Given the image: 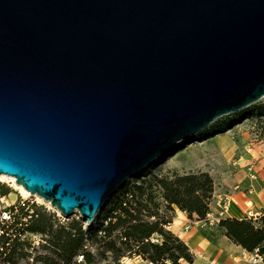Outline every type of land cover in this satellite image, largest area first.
I'll use <instances>...</instances> for the list:
<instances>
[{"label": "water", "instance_id": "obj_1", "mask_svg": "<svg viewBox=\"0 0 264 264\" xmlns=\"http://www.w3.org/2000/svg\"><path fill=\"white\" fill-rule=\"evenodd\" d=\"M263 96L264 0H0V174L65 216Z\"/></svg>", "mask_w": 264, "mask_h": 264}, {"label": "trees", "instance_id": "obj_2", "mask_svg": "<svg viewBox=\"0 0 264 264\" xmlns=\"http://www.w3.org/2000/svg\"><path fill=\"white\" fill-rule=\"evenodd\" d=\"M9 191L8 186L0 183V195ZM212 191L213 180L207 172L156 176L129 188L125 184L109 199L113 202L103 217L86 228L76 221L61 226L51 238L55 256L39 254L35 261L75 264L77 256L81 255L80 264H120L122 256L128 254L152 264H167V261L168 264H181V259L192 263L193 253L180 237L166 228L172 219L163 214L161 208H177L189 218L195 215L202 219L209 212ZM14 207L22 209L20 205L14 204ZM14 207L8 208L10 213ZM18 220L22 222L23 218ZM32 223L27 228L31 231L51 229L41 213ZM218 225L223 235L246 251L258 248L264 260V210L256 217L220 218ZM11 228V225L0 226V256H4L0 264H17L16 256L21 259L28 253L22 250L25 242L15 236L12 238ZM154 236L159 241L155 242Z\"/></svg>", "mask_w": 264, "mask_h": 264}, {"label": "rangeland", "instance_id": "obj_3", "mask_svg": "<svg viewBox=\"0 0 264 264\" xmlns=\"http://www.w3.org/2000/svg\"><path fill=\"white\" fill-rule=\"evenodd\" d=\"M263 148L264 96L242 109L214 119L203 130L178 142L168 156L159 158L142 173L129 178L124 185L126 184L129 188L134 184H140L143 180H152L156 176H171L173 173L197 174L207 172L213 180V191L209 199V212L205 217L206 220H203L204 218L199 219L195 215L189 218L187 215L190 226L187 228L182 226V234L188 235L187 241H183L187 245L189 244L188 247L194 257L192 263L182 259L180 263L205 264L206 258L204 257L206 256L214 260L212 261L213 264L221 261L229 263L227 254H231L229 248L231 243L223 237L224 235L218 225L220 218L230 217L224 214L227 205L225 195L231 193V191L239 190L248 198L252 195L258 198L255 191L259 190L264 183L259 177L261 171L256 169L260 157L253 154H258V150ZM257 157L258 159H256ZM0 183L5 184L10 189L8 194L0 195V207L10 205L14 207V204L22 207V209L19 207L12 209V221L8 224L12 226L10 229V231L13 230L12 238L15 236L18 240L25 242L26 245L22 250L28 252L27 256L21 259L16 256V259H18L17 264H40L39 261H35V256L39 254L55 256L52 252L51 238L55 230H58L61 226L67 225L71 221L80 222L82 228L88 226L86 222L82 221L78 211L73 212L70 216H65L61 212L62 215H59L58 209L52 206L50 201L38 202L33 195L22 197L20 190L14 187V182L10 178L0 179ZM242 193L238 196V204L241 211L244 212L249 205L246 204L247 199ZM21 201L24 205L21 204ZM112 202L108 205L105 203L94 222L105 215ZM11 206L8 208H11ZM220 208L222 212L219 213ZM161 212L172 219L175 209L167 210L162 207ZM39 213L43 214L45 221L51 224L50 231L39 232L27 229L28 226L33 224L32 221ZM259 214L254 215L258 216ZM13 216H16L17 219H13ZM244 216H247V214L245 213ZM19 217L25 218V221H19ZM156 237H153L155 242L159 241V238ZM198 239L199 241H197ZM195 240L198 247L202 249L199 253H195L190 245ZM3 257L0 256V263L3 261ZM131 257L133 256L128 254L122 256L120 264H128V258ZM4 260L7 259L4 258ZM80 260L81 255H78L75 264H80ZM239 260V258L233 259L236 264ZM243 260L246 264H251L249 260ZM167 262L169 263V261Z\"/></svg>", "mask_w": 264, "mask_h": 264}, {"label": "crops", "instance_id": "obj_4", "mask_svg": "<svg viewBox=\"0 0 264 264\" xmlns=\"http://www.w3.org/2000/svg\"><path fill=\"white\" fill-rule=\"evenodd\" d=\"M263 152H264V148L258 150V154L254 153L253 155L260 157V159H258V157L256 158V159H258L256 169L261 171L259 174V177L264 183V153ZM241 193H242V191L238 190V191H231V193L225 195L227 198V205H226V209L224 211L225 215L230 216V217L242 218L245 213L247 214V212H251V213L256 214V213H261L264 210V184L260 186L259 190L255 191V195H257L258 198L254 197L253 195L248 198L244 193H242L247 199L246 204L249 205L244 212L241 211L240 205L238 204V196ZM221 210L222 209L220 208V210L218 212L219 213L222 212ZM255 217H256V215H255ZM182 226H185V228L190 226L189 225V218L187 217V214L185 212L175 208V213L172 217L171 231L174 232L182 240L187 241L188 235L182 234V231H183ZM177 229H179V230H177ZM223 237L226 238L229 241V243H231V245L229 246L231 254H227V260L229 261V263L226 261H221V262H217V264H221V263L236 264V262L233 261V259H236V258L240 259L238 264H246L245 260H243V259L247 260V258L249 256H251L252 252L246 251L241 246L234 244L225 235ZM195 241L193 242V244H190V245L192 247V250L195 253H199L202 250L197 245V241H199V239L196 242ZM237 254H239V255H237ZM204 258H206L205 264L214 261L213 259L208 258V256H206ZM128 260H129L128 264H152L150 262L143 260L139 256H133L131 258H128Z\"/></svg>", "mask_w": 264, "mask_h": 264}, {"label": "built area", "instance_id": "obj_5", "mask_svg": "<svg viewBox=\"0 0 264 264\" xmlns=\"http://www.w3.org/2000/svg\"><path fill=\"white\" fill-rule=\"evenodd\" d=\"M251 176H253V175H251ZM21 204L24 205V203L22 201H21ZM8 207L9 206L0 207V226H2V225L7 226L9 224V222L12 221L11 213H10V210L8 209ZM247 216L248 217H255L254 213H251V212H247ZM23 219H24L23 221H25V218H23ZM203 220H206V218H204ZM20 224L22 225L21 222H20ZM171 226H172V222L168 223L166 225V228L171 230ZM1 232H2V230L0 229V233ZM247 260H249V262L251 264H264L263 257L259 253L258 248H255L252 251L251 256H249L247 258ZM6 264H9V263H6ZM208 264H213V262H209ZM221 264H225V263H221Z\"/></svg>", "mask_w": 264, "mask_h": 264}, {"label": "bare ground", "instance_id": "obj_6", "mask_svg": "<svg viewBox=\"0 0 264 264\" xmlns=\"http://www.w3.org/2000/svg\"><path fill=\"white\" fill-rule=\"evenodd\" d=\"M3 178H10L14 182L13 183L14 187L16 189H19L20 190V193H21L22 197L25 198V197H28V196L33 195V196L36 197V199H37L38 202H44L45 201L41 196H39L37 194L30 193L21 184L16 183L15 178L13 176H9V175H6V174H0V179H3ZM57 211H58V214L59 215H62L59 210H57Z\"/></svg>", "mask_w": 264, "mask_h": 264}]
</instances>
